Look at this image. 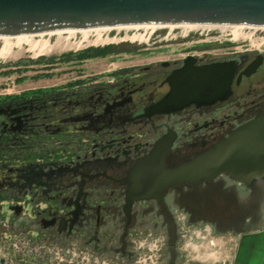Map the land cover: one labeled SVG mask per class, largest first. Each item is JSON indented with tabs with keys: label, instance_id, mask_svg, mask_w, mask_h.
Returning a JSON list of instances; mask_svg holds the SVG:
<instances>
[{
	"label": "flooded vegetation",
	"instance_id": "obj_1",
	"mask_svg": "<svg viewBox=\"0 0 264 264\" xmlns=\"http://www.w3.org/2000/svg\"><path fill=\"white\" fill-rule=\"evenodd\" d=\"M193 48L110 80L78 76L0 102V171H15L0 181V264H139L143 246L155 263L179 264L189 241L263 225L264 177L242 185L218 175L148 193L134 185L147 159L172 170L264 113V48ZM218 62L234 65L226 98L145 113L184 65Z\"/></svg>",
	"mask_w": 264,
	"mask_h": 264
},
{
	"label": "water",
	"instance_id": "obj_2",
	"mask_svg": "<svg viewBox=\"0 0 264 264\" xmlns=\"http://www.w3.org/2000/svg\"><path fill=\"white\" fill-rule=\"evenodd\" d=\"M184 24L264 27V0H0V37L66 29ZM233 72L234 65L227 62L184 65L176 72L169 92L145 113H167L190 103L223 100L230 92ZM161 157L157 160L160 163ZM153 160L144 162L149 168L134 184L143 193L178 184L193 185L218 175L248 185L264 177V113L172 170L159 173ZM13 173L12 167L0 171V181ZM10 208L17 210L15 205Z\"/></svg>",
	"mask_w": 264,
	"mask_h": 264
},
{
	"label": "rangeland",
	"instance_id": "obj_3",
	"mask_svg": "<svg viewBox=\"0 0 264 264\" xmlns=\"http://www.w3.org/2000/svg\"><path fill=\"white\" fill-rule=\"evenodd\" d=\"M182 26V25H181ZM177 27L164 38L168 32L163 26H121L88 31L72 30L25 35L26 40L17 42L14 36L0 37V95L18 94L35 88H47L65 84L78 76L94 77L96 80H110L112 74L120 69L136 68L152 61L183 55L193 47L203 46L207 50L241 51L264 48V27L209 25L197 28ZM199 31H208L209 36H198ZM188 33L186 36L181 34ZM174 35L177 38H171ZM199 38H196V37ZM185 37V38H183ZM233 43L230 48L224 43ZM35 44L34 46H32ZM114 45L121 52L114 57L87 59L80 63L64 62L46 66L27 64L13 66L14 62L38 57L59 56L67 52H76L87 47ZM43 48L39 52L40 47ZM4 71H11L4 74ZM7 214L6 205H2L1 215ZM202 235V234H201ZM194 236V235H193ZM191 235V237H193ZM190 237V238H191ZM200 237V236H199ZM189 240V239H188ZM182 247V246H181ZM180 247V252L183 251ZM141 253L147 256L153 250L142 247ZM186 251V250H185ZM197 262L198 260H193ZM147 264V263H146Z\"/></svg>",
	"mask_w": 264,
	"mask_h": 264
},
{
	"label": "crops",
	"instance_id": "obj_4",
	"mask_svg": "<svg viewBox=\"0 0 264 264\" xmlns=\"http://www.w3.org/2000/svg\"><path fill=\"white\" fill-rule=\"evenodd\" d=\"M213 240L187 242V261L179 264H264V223L245 232L220 233ZM196 257L198 263L193 262Z\"/></svg>",
	"mask_w": 264,
	"mask_h": 264
},
{
	"label": "trees",
	"instance_id": "obj_5",
	"mask_svg": "<svg viewBox=\"0 0 264 264\" xmlns=\"http://www.w3.org/2000/svg\"><path fill=\"white\" fill-rule=\"evenodd\" d=\"M124 52L122 50H119L116 46L114 45H103V46H96V47H87L85 49H81L76 52H67L64 54H61L59 56H51V57H38L36 59H26V60H20L17 62H14L12 65L15 66H21V65H27V64H41V65H46V66H52L54 64H59V63H64V62H72V63H80L84 60L87 59H93V58H103V57H114L117 54ZM3 65L0 64V68ZM125 69H120L119 71L122 72ZM4 74H9L11 71H4L2 72ZM51 89L49 88H35L31 90H26L21 92L20 94L17 95H0V102H4L5 100L9 98H17V97H26L29 95H38L42 92H48ZM31 153L34 155L33 157H36L37 155L40 154L38 148L36 146H33L31 149ZM2 197V196H1ZM1 199V198H0Z\"/></svg>",
	"mask_w": 264,
	"mask_h": 264
},
{
	"label": "built area",
	"instance_id": "obj_6",
	"mask_svg": "<svg viewBox=\"0 0 264 264\" xmlns=\"http://www.w3.org/2000/svg\"><path fill=\"white\" fill-rule=\"evenodd\" d=\"M180 26L181 25H171V26L170 25H165V26H163V27H167L168 28V32L165 34L164 38L167 37L174 30V28H177V27H180ZM181 27H183V26H181ZM203 34H204V36H209L211 41L212 40H216V39H214V35H208V31H205V33H203V31H199V35L198 36L200 37ZM186 35H188V33L181 34L180 36H186ZM198 36L196 38H199ZM171 38H177V37L174 36V35H171L170 39ZM183 38H185V37H183ZM5 203H6L5 200L0 199V207H1V209H2V205H4ZM17 204H19V203H17ZM1 209H0V214H1ZM3 224L4 223H2V221L0 219V225H3ZM146 263L147 264H157V263H155V261H152V260L149 259V255L146 256V257H143V258H141L139 260V264H146Z\"/></svg>",
	"mask_w": 264,
	"mask_h": 264
},
{
	"label": "bare ground",
	"instance_id": "obj_7",
	"mask_svg": "<svg viewBox=\"0 0 264 264\" xmlns=\"http://www.w3.org/2000/svg\"><path fill=\"white\" fill-rule=\"evenodd\" d=\"M144 26H150V27H154V26H156V25H144ZM171 26V25H170ZM183 27H185V28H189V29H192V28H197V27H204V26H209V25H194V24H184V25H182ZM235 27H237V26H239V25H234ZM240 26H243V25H240ZM102 28H108V27H102ZM102 28H93L94 30H97V29H102ZM72 31V30H74V29H66V30H59V31H55V32H61V31ZM88 30H90V29H80V31H83V32H85V31H88ZM14 37H16L17 38V42H19V41H22V40H26V37H25V35H17V36H14ZM35 44H33L32 46H34ZM42 48H43V45H42V47H40V49L38 50L39 52L42 50ZM5 54V52L4 51H0V56H3Z\"/></svg>",
	"mask_w": 264,
	"mask_h": 264
}]
</instances>
